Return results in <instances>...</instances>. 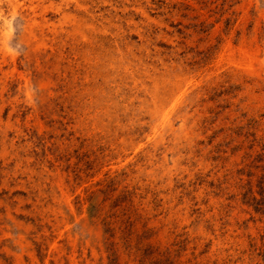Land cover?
Listing matches in <instances>:
<instances>
[{
    "label": "rangeland",
    "instance_id": "1",
    "mask_svg": "<svg viewBox=\"0 0 264 264\" xmlns=\"http://www.w3.org/2000/svg\"><path fill=\"white\" fill-rule=\"evenodd\" d=\"M0 264H264V0H0Z\"/></svg>",
    "mask_w": 264,
    "mask_h": 264
}]
</instances>
